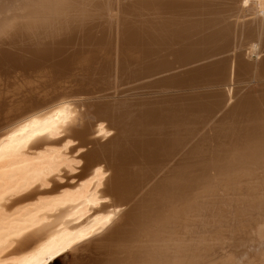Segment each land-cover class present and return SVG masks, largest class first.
<instances>
[{"label":"bare ground","instance_id":"bare-ground-1","mask_svg":"<svg viewBox=\"0 0 264 264\" xmlns=\"http://www.w3.org/2000/svg\"><path fill=\"white\" fill-rule=\"evenodd\" d=\"M25 126L0 264H264V0H0Z\"/></svg>","mask_w":264,"mask_h":264},{"label":"snow or ice","instance_id":"snow-or-ice-1","mask_svg":"<svg viewBox=\"0 0 264 264\" xmlns=\"http://www.w3.org/2000/svg\"><path fill=\"white\" fill-rule=\"evenodd\" d=\"M33 123L35 124L36 122L33 121ZM27 132H28V128H27V126H25L23 128L22 132H20V131L14 132L7 137L8 141H9V143L7 145H5L3 141H0V165H2V163H3L5 149L7 148V151L11 154L15 151V149L17 147L23 146L26 143V141L23 139H17V137L22 136L23 133H27ZM41 134L43 135V133H41ZM22 264H33V261L24 260L22 262ZM39 264H44V262L40 261Z\"/></svg>","mask_w":264,"mask_h":264},{"label":"rangeland","instance_id":"rangeland-1","mask_svg":"<svg viewBox=\"0 0 264 264\" xmlns=\"http://www.w3.org/2000/svg\"><path fill=\"white\" fill-rule=\"evenodd\" d=\"M4 76L6 77L5 73L3 74V78H4ZM253 88L257 89L258 87H257V85H254ZM52 264H72V260L69 256L65 255V256L60 257V258L56 259L55 261H53Z\"/></svg>","mask_w":264,"mask_h":264},{"label":"trees","instance_id":"trees-1","mask_svg":"<svg viewBox=\"0 0 264 264\" xmlns=\"http://www.w3.org/2000/svg\"><path fill=\"white\" fill-rule=\"evenodd\" d=\"M52 264V263H51Z\"/></svg>","mask_w":264,"mask_h":264}]
</instances>
